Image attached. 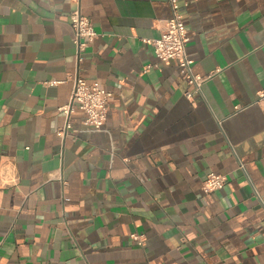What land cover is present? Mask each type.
I'll return each instance as SVG.
<instances>
[{
    "label": "crops",
    "instance_id": "obj_1",
    "mask_svg": "<svg viewBox=\"0 0 264 264\" xmlns=\"http://www.w3.org/2000/svg\"><path fill=\"white\" fill-rule=\"evenodd\" d=\"M178 3L200 90L145 41L169 0H0V264H264V0ZM75 9L101 34L80 65ZM78 73L107 121L61 137Z\"/></svg>",
    "mask_w": 264,
    "mask_h": 264
},
{
    "label": "built area",
    "instance_id": "obj_2",
    "mask_svg": "<svg viewBox=\"0 0 264 264\" xmlns=\"http://www.w3.org/2000/svg\"><path fill=\"white\" fill-rule=\"evenodd\" d=\"M169 1L173 9V15L170 18L160 20L161 32L158 37L146 39L145 41L153 45L154 51L161 62H175L188 82L194 85L197 90H200L202 83L209 76L194 72V59L189 56L187 51L191 35L186 26L185 18L179 11L178 0ZM70 22L73 30V42L76 46V58L80 65L83 60V52L101 34L96 30L92 19L83 14L80 9L71 12ZM71 80H73L71 98L59 108L66 117L65 124L57 130V135L61 137L65 136L67 130L71 127L70 117L77 110L84 113L83 122L86 125L95 129L103 128L108 117V103L113 98V92L99 78L88 81L78 73L71 76ZM56 82L51 81V83ZM260 97H264V90L260 92ZM240 107V105H237L236 109H240ZM241 167L244 168V165L241 164ZM227 181V174L211 171L202 182V189L206 193H211L222 189ZM131 237L137 240L139 244H146V238L143 234L134 232Z\"/></svg>",
    "mask_w": 264,
    "mask_h": 264
}]
</instances>
